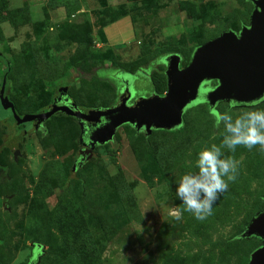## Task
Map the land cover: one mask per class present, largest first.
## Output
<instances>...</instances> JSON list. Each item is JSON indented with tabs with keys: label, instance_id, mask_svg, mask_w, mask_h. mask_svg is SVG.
<instances>
[{
	"label": "rangeland",
	"instance_id": "1",
	"mask_svg": "<svg viewBox=\"0 0 264 264\" xmlns=\"http://www.w3.org/2000/svg\"><path fill=\"white\" fill-rule=\"evenodd\" d=\"M253 9L252 0H7L5 10L0 1V53L14 61L9 73L0 61V79L8 77L20 116L48 110L60 88L82 112L104 109L93 105L123 87L119 73H144L131 84L139 96L158 94L157 53L191 58L222 32L249 25ZM11 10L29 22L14 27ZM252 108L264 109V100L220 102L214 112L197 101L175 134L145 136L125 124L74 168L78 121L57 113L34 131L0 102V264H74L71 249L82 241L77 264H248L260 243L239 236L263 204L264 150L222 149L239 161L237 179L204 220L183 210L175 181L195 170L200 150L220 145L217 115Z\"/></svg>",
	"mask_w": 264,
	"mask_h": 264
},
{
	"label": "water",
	"instance_id": "2",
	"mask_svg": "<svg viewBox=\"0 0 264 264\" xmlns=\"http://www.w3.org/2000/svg\"><path fill=\"white\" fill-rule=\"evenodd\" d=\"M252 3L254 9L249 26H244L238 33L233 30L222 32L197 47L186 66L181 65L180 54L163 56L167 78V89L163 94L136 98L127 79L120 102L113 107L82 112L65 97L62 105L54 103L47 111L20 116L6 94L4 78L0 90L1 105L12 112L19 125L32 121L42 124L57 113L75 117L82 135L84 124H87L88 140L83 142L90 149L81 154L85 158L87 153L86 159H89L97 145L111 141L125 124L150 134L152 130H172L181 126L185 111L197 101L207 103L211 109L220 102L255 104L264 98V0H252ZM211 81H217V86L207 88L206 84ZM241 237L260 240L248 264H264V209L251 219Z\"/></svg>",
	"mask_w": 264,
	"mask_h": 264
},
{
	"label": "clouds",
	"instance_id": "3",
	"mask_svg": "<svg viewBox=\"0 0 264 264\" xmlns=\"http://www.w3.org/2000/svg\"><path fill=\"white\" fill-rule=\"evenodd\" d=\"M98 75H103V71ZM213 127L223 128L220 145L213 144L200 150L196 155L195 170L185 172L175 181L176 198L181 201L183 210L197 220L212 214L220 195L237 179L239 161L225 156L222 149L235 153L238 146L252 150L259 145L264 150V109L252 108L235 116L231 110H225L215 117Z\"/></svg>",
	"mask_w": 264,
	"mask_h": 264
},
{
	"label": "trees",
	"instance_id": "4",
	"mask_svg": "<svg viewBox=\"0 0 264 264\" xmlns=\"http://www.w3.org/2000/svg\"><path fill=\"white\" fill-rule=\"evenodd\" d=\"M0 1H1L2 10H5L6 9V6H7V0H0ZM20 12H21V10H11V11L8 12V14L10 16L9 17L10 18V22L12 23V25L14 27H17L18 25L25 24V23L29 22V18L18 20V19H20L19 18ZM163 50L164 51H162L161 53H157L158 55L159 54H163V55L160 56L159 62L156 65L157 70L155 71V72H160L161 82H159V81L157 82V78L153 79V81H152V84H153V87H154V91L157 92L158 94H163L166 91V89H167V79H166V74H165L166 66L162 62L163 56H166V55L172 54V53L180 54L181 57H182V61H181V65L182 66L185 65V64H188L189 61H190V59H191L190 57H188L187 59H184V57L182 56V53H179L176 50H170V49H163ZM0 61H3V63L5 64V71H6V73H9L11 71L12 65L14 63L13 59L8 58L6 55H1V53H0ZM119 75L122 76L123 79H125V78L129 79V86L130 87L132 86L133 87L132 89L137 94H138V92L140 90L138 88H135L130 83V79L131 78H133V79H135V78H138L139 79L140 78L141 79V78H146L147 77L144 73H139V75H136V74H133L131 72L130 73L129 72H127V73H119ZM4 78L6 79V90L5 91L8 94L9 93V89L7 88V78H8L7 76H4L3 78L0 79V88L2 86V83H3ZM213 83L216 84V81H213ZM125 86H126V84L124 83L123 84V87H121L120 89L119 88L113 89V91L108 96L102 98L101 101H100V103H98L97 105L94 104L93 107L101 106L103 108H108V107L112 106L117 101V97H118V94H119L118 92L122 91ZM136 93H134L135 96H136ZM188 110L189 109H187L185 111V113H184L183 124L185 123L186 113L188 112ZM213 112H214V110H213ZM54 116H52L51 118H53ZM68 118L73 119V120H76L75 117H68ZM0 119L2 120V117L1 116H0ZM183 124L181 126L175 128V129H172V130L159 129V130H154V131L161 132V133H167V134H175V133H179L180 131L183 130ZM128 125H130V124H128ZM144 135L147 136L149 134H147V132H144ZM147 138H149V137H147ZM238 147H239L238 149H241V147H242V149L244 148L243 146H238ZM252 163H254V164L258 163V159L257 158L252 159ZM262 203L263 204L259 208V210H261V209L264 208V197L262 198ZM59 214H60V218H59L60 222L63 223V225H65V232L67 233V235L72 234L73 237H74L75 230L73 228H71V225H69V221H68L69 217L67 216L66 211L63 212L62 210H59ZM239 237H241V234H240ZM252 238H254L257 243H260V240L259 239L255 238V237H252ZM84 243L85 242H83V241L81 243H78L77 244V247L78 248L76 249V251H75V249L73 247L71 249L72 255L74 257H76L75 260H74V264H77L80 261V259H77V256L78 255L75 252H79L80 247L82 245H85ZM41 248H42V245L41 244L39 246H36L35 247L34 255H36V252H39V251L41 252Z\"/></svg>",
	"mask_w": 264,
	"mask_h": 264
},
{
	"label": "flooded vegetation",
	"instance_id": "5",
	"mask_svg": "<svg viewBox=\"0 0 264 264\" xmlns=\"http://www.w3.org/2000/svg\"><path fill=\"white\" fill-rule=\"evenodd\" d=\"M253 4V3H252ZM253 8H254V4H253ZM244 26H249V25H242L241 27H240V29L239 30H237V31H235L236 33H238V32H240L241 31V29L244 27ZM231 30V29H230ZM234 31V30H233ZM217 84H218V82L216 81V84H214L213 83V81H211V82H209V83H207L206 84V87L207 88H214V87H216L217 86ZM138 92V91H137ZM120 94H121V91L119 92ZM119 94V95H120ZM151 94H153V93H151ZM65 97H67V94L64 92V90L62 89V90H60L59 89V95L53 100V102H52V105L54 104V103H56V104H59V105H62L63 103H64V98ZM139 97V94H137L136 93V98H138ZM69 98V97H68ZM120 99H121V95H120V98H119V101H117L115 104H113L112 106H110V107H113V106H115V105H117L119 102H120ZM69 100H70V102H72L71 101V99L69 98ZM263 100H264V98H263ZM263 100H260V101H263ZM259 101V102H260ZM258 103V102H257ZM229 104H232L233 106L235 105L234 103H232V102H229ZM254 104V103H253ZM253 104H245V105H253ZM256 104V103H255ZM51 105V106H52ZM239 105H242V104H239ZM50 106V107H51ZM50 107L48 108V110L50 109ZM208 107H209V105H208ZM209 109L210 110H213V109H211L210 107H209ZM10 111V110H9ZM45 111H47V110H45ZM42 112H44V111H42ZM39 113H41V111H39ZM76 119V118H75ZM76 121H78L77 119H76ZM47 122V121H46ZM16 123V122H15ZM32 127H33V130L34 131H38V130H40V131H45V127H44V124H45V122L44 123H42V124H40V123H38V121H32V122H28ZM78 124H79V127L81 128V126H80V123H79V121H78ZM87 130H88V128H87V124H84V133H83V135H82V130H81V132H80V136H79V143H80V146H79V154L77 155V161L75 162V165H74V168L75 167H77L79 164H81L82 163V159L83 160H85V158H83L82 156V154H81V152L82 151H86V150H88V149H90L89 148V145L88 144H85L83 141H87L88 139H87ZM87 153L86 154H84V156L85 157H87Z\"/></svg>",
	"mask_w": 264,
	"mask_h": 264
}]
</instances>
